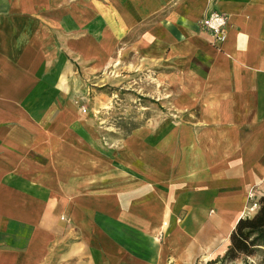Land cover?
Returning <instances> with one entry per match:
<instances>
[{
  "label": "crops",
  "instance_id": "obj_1",
  "mask_svg": "<svg viewBox=\"0 0 264 264\" xmlns=\"http://www.w3.org/2000/svg\"><path fill=\"white\" fill-rule=\"evenodd\" d=\"M104 69L154 101L107 147L77 105ZM251 189L264 0H0V264H207Z\"/></svg>",
  "mask_w": 264,
  "mask_h": 264
},
{
  "label": "rangeland",
  "instance_id": "obj_2",
  "mask_svg": "<svg viewBox=\"0 0 264 264\" xmlns=\"http://www.w3.org/2000/svg\"><path fill=\"white\" fill-rule=\"evenodd\" d=\"M76 75L83 77L84 80V92L80 93L81 95L78 94V97L81 98L77 105L85 113L86 118L94 116L93 113H97L95 108H99L98 106L105 110L98 117L95 116L100 125V139L105 147L110 144V140L120 139L127 134V129L138 122L140 102L148 103V105L154 104L152 99H139L138 89L125 90L122 77L116 81L109 80L107 69L96 73L95 77L83 74L82 71L77 72ZM113 125L120 129L114 128ZM223 264H264V248L252 256L241 255L239 258L225 261Z\"/></svg>",
  "mask_w": 264,
  "mask_h": 264
},
{
  "label": "trees",
  "instance_id": "obj_3",
  "mask_svg": "<svg viewBox=\"0 0 264 264\" xmlns=\"http://www.w3.org/2000/svg\"><path fill=\"white\" fill-rule=\"evenodd\" d=\"M258 200V209L251 215L241 217L236 223L225 254L221 258L208 261L207 264H223L241 255L252 256L264 248V196Z\"/></svg>",
  "mask_w": 264,
  "mask_h": 264
},
{
  "label": "built area",
  "instance_id": "obj_4",
  "mask_svg": "<svg viewBox=\"0 0 264 264\" xmlns=\"http://www.w3.org/2000/svg\"><path fill=\"white\" fill-rule=\"evenodd\" d=\"M201 25L205 29L211 31L214 40L222 42L227 33V16L223 12L212 11L208 16L201 20ZM249 204L247 206V215L254 213L259 207L258 195L251 189L248 192Z\"/></svg>",
  "mask_w": 264,
  "mask_h": 264
}]
</instances>
